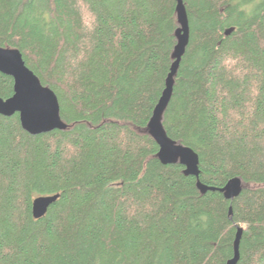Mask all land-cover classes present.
Returning <instances> with one entry per match:
<instances>
[{
    "label": "trees",
    "instance_id": "1",
    "mask_svg": "<svg viewBox=\"0 0 264 264\" xmlns=\"http://www.w3.org/2000/svg\"><path fill=\"white\" fill-rule=\"evenodd\" d=\"M183 2L189 43L162 123L198 177L164 164L149 130L178 0H0V47L23 53L68 125L33 135L0 114V264H227L240 228L237 264H264V0ZM56 194L36 219L34 199Z\"/></svg>",
    "mask_w": 264,
    "mask_h": 264
},
{
    "label": "water",
    "instance_id": "2",
    "mask_svg": "<svg viewBox=\"0 0 264 264\" xmlns=\"http://www.w3.org/2000/svg\"><path fill=\"white\" fill-rule=\"evenodd\" d=\"M178 16L181 27L177 31L178 44L175 48V62L167 79L165 91L155 109L149 124L151 135L160 146L159 157L164 164L180 162L185 166L187 175L199 176V156L191 148L171 139L163 126L162 117L172 98L174 77L178 71L182 56L189 43V22L183 0H178ZM229 29L226 34H230ZM0 72L14 79V95L8 99L0 97V114L12 116L20 114L22 126L33 135L67 129L68 125L60 115V103L57 94L44 86L39 77L27 66L23 53L17 48L0 47ZM206 192L208 187L199 183ZM228 198L234 199L242 191L241 178L230 180L221 189ZM60 198L59 194L39 196L33 201V215L39 219L47 213L51 205ZM243 229L240 228L235 240V254L227 264H237L240 259V242Z\"/></svg>",
    "mask_w": 264,
    "mask_h": 264
},
{
    "label": "bare ground",
    "instance_id": "3",
    "mask_svg": "<svg viewBox=\"0 0 264 264\" xmlns=\"http://www.w3.org/2000/svg\"><path fill=\"white\" fill-rule=\"evenodd\" d=\"M178 17H179V16H178ZM232 29H233V28H232ZM228 30H229V29H228ZM228 30H227V31H228ZM227 31H226V32H227ZM227 35H229V34H227ZM241 192H242V191H241ZM242 232H243V231H242Z\"/></svg>",
    "mask_w": 264,
    "mask_h": 264
}]
</instances>
